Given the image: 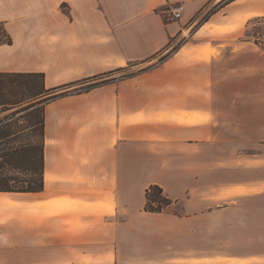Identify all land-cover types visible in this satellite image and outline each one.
Masks as SVG:
<instances>
[{
  "label": "crops",
  "instance_id": "crops-1",
  "mask_svg": "<svg viewBox=\"0 0 264 264\" xmlns=\"http://www.w3.org/2000/svg\"><path fill=\"white\" fill-rule=\"evenodd\" d=\"M174 4L180 18L165 19ZM253 20L264 0H0V72L42 73L48 89L137 68L44 103V186L0 191V252L13 264H264ZM154 183L172 200L162 212L144 209Z\"/></svg>",
  "mask_w": 264,
  "mask_h": 264
},
{
  "label": "trees",
  "instance_id": "trees-1",
  "mask_svg": "<svg viewBox=\"0 0 264 264\" xmlns=\"http://www.w3.org/2000/svg\"><path fill=\"white\" fill-rule=\"evenodd\" d=\"M226 1V0H225ZM209 13L202 17V22L206 20ZM171 39L167 45L169 50L161 59L167 57L177 46H172ZM147 68V67H146ZM146 68H143L145 70ZM127 67H119L115 70L101 75L86 77L84 79L72 81L55 87H51L34 93L17 101L3 97V80L0 79V191L26 192L41 191L44 186V103L57 97L68 94L87 91L105 81V76H110L115 72L127 71ZM142 70V71H143ZM135 74L128 71L121 77H128ZM8 76H40L42 73H5L0 72V77ZM43 95H48L46 100L41 102L33 101ZM41 102V105L39 103ZM41 106V107H40ZM19 116L12 122L14 116ZM27 118V124L18 125L19 119ZM17 171L18 174H14ZM172 200L163 193V188L158 184H150L145 191L144 209L149 212H162Z\"/></svg>",
  "mask_w": 264,
  "mask_h": 264
},
{
  "label": "rangeland",
  "instance_id": "rangeland-1",
  "mask_svg": "<svg viewBox=\"0 0 264 264\" xmlns=\"http://www.w3.org/2000/svg\"><path fill=\"white\" fill-rule=\"evenodd\" d=\"M175 5L172 6H166V8L163 10L165 15V19L167 20H178L179 18H175L171 16L170 9L173 8ZM212 8L209 6V8H206L196 19V22L193 24L192 27H195L200 20H202V17H205L208 12ZM162 11V10H161ZM2 32L0 31V34ZM244 37L250 40H264V21L262 20H253L251 23H249V26L244 34ZM181 38L175 37L172 41V46H177L179 44ZM167 53V52H166ZM166 53L161 54L156 60H159L162 58V56ZM136 67H134L133 71H136ZM128 71H124L122 73H116V75L121 76L125 74ZM0 79L3 80V97L17 101L19 99L32 96L34 93L39 92L43 90V80L40 76H8V77H0ZM48 95H43L37 99H33V101H38L40 99L41 102L45 101ZM39 101L40 105L41 102ZM41 107V106H40ZM19 116V114L14 116V120ZM18 125H24L27 124V118H20ZM14 174H18L17 171H13ZM14 263V257L12 254V251L6 250L0 252V264H13Z\"/></svg>",
  "mask_w": 264,
  "mask_h": 264
},
{
  "label": "built area",
  "instance_id": "built-area-1",
  "mask_svg": "<svg viewBox=\"0 0 264 264\" xmlns=\"http://www.w3.org/2000/svg\"><path fill=\"white\" fill-rule=\"evenodd\" d=\"M182 10H183V6L181 4L175 5L173 8L170 9L171 16L175 18H179Z\"/></svg>",
  "mask_w": 264,
  "mask_h": 264
}]
</instances>
